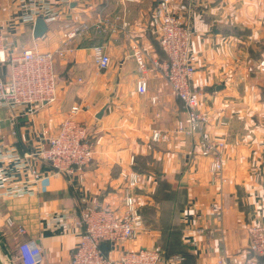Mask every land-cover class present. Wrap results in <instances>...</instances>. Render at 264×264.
<instances>
[{"label":"crops","instance_id":"1","mask_svg":"<svg viewBox=\"0 0 264 264\" xmlns=\"http://www.w3.org/2000/svg\"><path fill=\"white\" fill-rule=\"evenodd\" d=\"M6 2L0 26L25 43V35L8 21ZM156 3L79 0L70 10L79 19L91 24L102 10L117 30L93 26L63 45L59 24L51 22L36 40L42 50L65 49L62 57L55 54L54 59L57 98L19 119L15 145L20 150L39 147L41 130L54 134L70 107L79 105L77 118L86 125L93 156L87 166L66 175L37 162L44 177L34 192L0 195V238L10 256L0 253L4 264H18L13 256L24 240L40 246L39 264H69L79 229L72 216L64 226L51 224L50 217L73 215L77 206L94 203L120 215L119 173L130 167L140 174L134 198L143 227L134 238L114 244L112 255L160 246L172 233L174 242L159 264H213L223 252L243 258L240 252L247 244L250 224L264 221V73L259 69L264 60V0H175L170 6L192 31L190 47L196 62L191 85L199 91V107L208 114L205 128L212 138L225 142L222 183L212 178L210 157L199 154L195 139L173 132L182 103L148 61L164 57L152 21ZM134 42L143 48L147 62L144 93L135 86L140 73L131 53ZM96 44L110 57L103 71L92 57ZM154 131L161 134L158 140L152 139ZM175 190L182 193L171 200L167 218L176 222L179 231L160 225L162 208L167 211L163 198ZM214 202L221 209V230L216 229L219 210L212 209ZM7 217L25 232L8 225Z\"/></svg>","mask_w":264,"mask_h":264},{"label":"built area","instance_id":"2","mask_svg":"<svg viewBox=\"0 0 264 264\" xmlns=\"http://www.w3.org/2000/svg\"><path fill=\"white\" fill-rule=\"evenodd\" d=\"M78 1L0 0V21L6 2L9 4L8 21L17 28L18 34H25L27 30L29 35L28 41L21 43L0 26V195L18 197L34 192L44 177L37 162L48 165L55 174L66 175L87 166L92 160V143L88 139L86 125L77 118L79 105L70 107L54 134L41 130L39 147L20 150L14 142L19 119L33 115L57 98L58 77L54 71V59L55 54L62 57L65 49H58L56 53L40 49L36 42L38 38L32 36L35 20L41 17L46 25L57 22L63 45L87 34L93 26L99 29L106 27L111 32L117 30V25L102 10L91 24L79 19L78 14L70 11L71 4ZM174 1L157 0L153 9L152 21L157 26L158 43L164 57L148 58V61L165 79L170 93L182 103L183 109L175 120L173 132L195 139L199 154L210 157L212 178L222 183L225 142L212 138L205 128L208 114L199 107V91L191 85L196 62L195 52L190 47L192 31L181 15L172 12L170 6ZM91 53L99 71L108 67L110 57L102 45H94ZM131 53L140 73L135 83L136 91L144 93L145 52L134 42ZM259 69L264 73V60L259 62ZM160 135L159 131H154L152 139L158 140ZM132 163L133 159L130 160ZM119 177L123 205L120 215L106 205L94 203L77 206L73 215L59 213L50 217L51 224L64 226L66 219L72 216L73 224L79 229L69 264H159L164 257L160 246L125 250L118 255L110 253L114 244L134 238L143 227L134 198L140 174L130 167L120 170ZM218 205L214 202L211 206L213 210H219L216 229L221 230ZM6 222L16 226L18 233L25 232L24 227L10 217ZM101 242L108 245L105 252L99 247ZM245 249L248 255L241 259H235L226 252L219 253L213 264H264V221L250 224ZM40 255V246L33 240H24L18 244L13 258L18 264H39Z\"/></svg>","mask_w":264,"mask_h":264},{"label":"trees","instance_id":"3","mask_svg":"<svg viewBox=\"0 0 264 264\" xmlns=\"http://www.w3.org/2000/svg\"><path fill=\"white\" fill-rule=\"evenodd\" d=\"M177 193H182V191L175 190L171 194H169V196L163 198V200H164L163 203L166 206L167 211H165L162 208V216H160V221H161L160 225L162 227H165L168 229H170V228L176 229L177 228L179 231V227L176 225V222H171V220L169 221V218H167V213L172 209V208H170L171 200H174ZM176 199H177V196H176ZM171 235L172 236H170V238H168V241H165V242L162 241L161 242L160 248H161L163 255H168V249H169L168 245H171L174 242V240H173L174 236L172 233H171Z\"/></svg>","mask_w":264,"mask_h":264},{"label":"water","instance_id":"4","mask_svg":"<svg viewBox=\"0 0 264 264\" xmlns=\"http://www.w3.org/2000/svg\"><path fill=\"white\" fill-rule=\"evenodd\" d=\"M73 5V3L71 4ZM47 30V25L45 23V21L43 20V18L41 17H38L35 22H34V25L32 27V36L34 38H39L41 37ZM102 111L103 109H101L98 113H97V117H100L101 114H102ZM1 236V235H0ZM100 249L105 252L107 249H108V245L105 243V242H101L100 245H99ZM0 253L2 254H5L7 256V258L9 259V254L7 253L6 249H5V246H4V243H3V240L0 238ZM0 264H4L2 261H1V258H0Z\"/></svg>","mask_w":264,"mask_h":264},{"label":"rangeland","instance_id":"5","mask_svg":"<svg viewBox=\"0 0 264 264\" xmlns=\"http://www.w3.org/2000/svg\"><path fill=\"white\" fill-rule=\"evenodd\" d=\"M23 29H25V28H23ZM26 32H25V37H24V39H26V42L28 41V39H29V35L27 34V30H25ZM116 68L113 66H111V68H110V72H112L114 75H115V73H116V70H115ZM18 131H19V129H18ZM241 255H243V257H245V256H247L248 254L246 253V249L244 248V247H242V249H241Z\"/></svg>","mask_w":264,"mask_h":264},{"label":"bare ground","instance_id":"6","mask_svg":"<svg viewBox=\"0 0 264 264\" xmlns=\"http://www.w3.org/2000/svg\"><path fill=\"white\" fill-rule=\"evenodd\" d=\"M7 264V263H6Z\"/></svg>","mask_w":264,"mask_h":264}]
</instances>
